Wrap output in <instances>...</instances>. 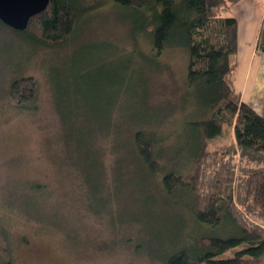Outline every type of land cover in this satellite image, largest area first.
I'll list each match as a JSON object with an SVG mask.
<instances>
[{"label":"rangeland","instance_id":"374dc122","mask_svg":"<svg viewBox=\"0 0 264 264\" xmlns=\"http://www.w3.org/2000/svg\"><path fill=\"white\" fill-rule=\"evenodd\" d=\"M75 7L77 25L62 46L0 22V228L10 264H165L198 236L233 235L230 224L200 226L192 195H168L162 185L168 172L188 178L192 170L184 162L200 109L186 86L187 52L156 57L133 13L112 0ZM22 78L35 81V97L15 105L10 86ZM137 132L160 140L166 160L156 159L154 175L129 151ZM232 142L224 123L206 144L216 152L209 178L226 160L219 148ZM239 177L236 170L231 192L245 216Z\"/></svg>","mask_w":264,"mask_h":264},{"label":"trees","instance_id":"16d2710c","mask_svg":"<svg viewBox=\"0 0 264 264\" xmlns=\"http://www.w3.org/2000/svg\"><path fill=\"white\" fill-rule=\"evenodd\" d=\"M77 1L49 0L46 9L29 20L26 30L17 33L44 46L65 45L80 15ZM239 1L112 0L116 7L133 13L139 34L148 38L156 57L167 48H181L188 55L186 86L200 109L193 124L196 136L184 162L191 163L192 170L188 178L173 171L164 175L166 194L187 190L193 198V218L200 226L217 229L230 224L234 229L227 237L192 239L191 248L171 254L165 264H260L264 259V117L242 102L234 87L237 22L227 13ZM257 51L264 53V22ZM35 92V81L22 78L11 84L9 96L13 104L23 105L34 100ZM224 123L232 127L233 142L219 148L226 160L216 165L211 179L207 169L210 173L216 152L206 144L220 136ZM159 141L151 133L137 132L130 142L129 151L150 175L158 171L156 159L164 158ZM236 170L240 192L244 188L240 198L245 216L236 209L231 192ZM10 260L0 228V263L10 264Z\"/></svg>","mask_w":264,"mask_h":264},{"label":"crops","instance_id":"0c3cea01","mask_svg":"<svg viewBox=\"0 0 264 264\" xmlns=\"http://www.w3.org/2000/svg\"><path fill=\"white\" fill-rule=\"evenodd\" d=\"M227 14L237 22L234 60L238 61L239 72L242 69L238 82L235 76V90L242 102L264 117V53L257 51L259 30L264 22V0H241Z\"/></svg>","mask_w":264,"mask_h":264},{"label":"water","instance_id":"95a60500","mask_svg":"<svg viewBox=\"0 0 264 264\" xmlns=\"http://www.w3.org/2000/svg\"><path fill=\"white\" fill-rule=\"evenodd\" d=\"M49 0H0V22L15 30H26L29 20L43 12Z\"/></svg>","mask_w":264,"mask_h":264}]
</instances>
